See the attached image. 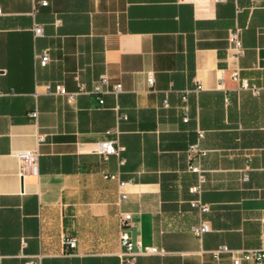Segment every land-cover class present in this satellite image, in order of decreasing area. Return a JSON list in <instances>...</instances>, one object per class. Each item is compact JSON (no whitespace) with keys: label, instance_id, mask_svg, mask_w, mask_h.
Listing matches in <instances>:
<instances>
[{"label":"crops","instance_id":"0c3cea01","mask_svg":"<svg viewBox=\"0 0 264 264\" xmlns=\"http://www.w3.org/2000/svg\"><path fill=\"white\" fill-rule=\"evenodd\" d=\"M41 1L0 0V264H234L213 250L264 248V0ZM103 75L102 104L85 91ZM105 140L120 154L98 153ZM198 140L200 194L187 157ZM24 149L40 151L36 174L22 175ZM197 197L210 211L190 205ZM126 211L133 236L167 254L120 256ZM202 220L211 230L199 238Z\"/></svg>","mask_w":264,"mask_h":264},{"label":"built area","instance_id":"2783aa9c","mask_svg":"<svg viewBox=\"0 0 264 264\" xmlns=\"http://www.w3.org/2000/svg\"><path fill=\"white\" fill-rule=\"evenodd\" d=\"M186 1V0H179ZM193 1V0H191ZM214 2L226 1V0H212ZM41 4L47 5L48 1L43 0ZM3 14V10L0 8V15ZM34 32L36 36H40L44 34V28L41 24H36L34 27ZM229 41L232 44L233 49L235 50V55H240L243 53V45L240 36V30L236 29L232 31L229 35ZM39 63L41 66H46L50 61V53L49 51H43L38 55ZM232 78L235 81L241 83V87L243 89H250L254 94L258 95L261 93V87L257 84L252 83L248 78H243L240 74V71L237 69L232 73ZM149 84H154V75L151 74L148 78ZM109 86V77L107 75H103L100 79L94 84L93 88L90 91H85L84 87H80V92H90L97 95L99 101L103 104L105 99L103 94L108 92ZM113 92L116 94L122 91V84L117 83L113 86ZM55 92L67 95L70 100H74L78 92H68L67 89L63 85H57ZM188 98L187 93L183 95V99L186 101ZM166 106H169L168 101L165 102ZM184 121H189L188 115V107L184 106ZM37 112L33 113V116L37 117ZM127 116L120 114L118 119H126ZM204 134L202 132L199 133V139L202 138ZM45 139V135H40L39 141H43ZM96 151L102 154L105 158H108L112 154H120L121 147L118 145L116 140H105L98 143L96 147ZM205 153L204 149L201 147L199 140L193 142L189 145L187 149V157L189 161V168L191 171L195 172L199 176V182L191 187V192L200 194L202 192V185L206 180L205 174L200 165V159L202 155ZM18 158L21 162L22 167V175L26 174V171H30L33 174L38 172L39 168V149H24L20 150L17 153ZM106 177L115 178V175H106ZM248 178L247 176L245 177ZM125 185L124 181H121L120 186ZM128 194L125 192H121V199H127ZM190 205L197 209L201 214L207 213L210 211V205L203 201L201 197L193 198L190 200ZM133 214L131 212H123L120 215V241L122 245V251L120 252V256L129 263H134L138 256L142 255H165L167 251L163 248H160L155 245L145 244L140 238L134 237L131 232V227L133 226ZM211 230V224L207 220H202L198 224L192 226V232L199 238H203V236ZM78 239L74 236H65L63 239V243L68 247V249H73L77 246ZM230 255L232 257L234 264H242L243 262H247V264H263L264 263V248H247V249H233L228 245H221L217 249L213 250V255L216 259L220 260L223 255ZM27 264H35L33 261L27 262Z\"/></svg>","mask_w":264,"mask_h":264}]
</instances>
